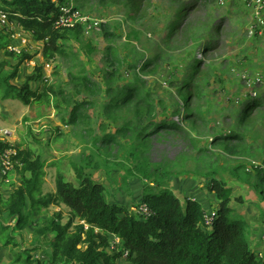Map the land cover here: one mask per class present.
I'll list each match as a JSON object with an SVG mask.
<instances>
[{"label": "trees", "instance_id": "1", "mask_svg": "<svg viewBox=\"0 0 264 264\" xmlns=\"http://www.w3.org/2000/svg\"><path fill=\"white\" fill-rule=\"evenodd\" d=\"M69 5L70 0H0V11L7 14L8 23L16 25L12 34L43 45V63L34 62L32 74L23 78L25 68L22 65L34 56L22 51L17 54L10 51L12 38L2 27L0 53L9 60L0 62V97L2 100H18L25 105L32 101L37 106H53L62 114V125L83 126L82 130L90 139V146L82 149L78 163L71 164L76 181H66L63 174L57 172L54 192L47 195L41 194L45 176V163L41 157L20 145L13 148L16 154L12 161L14 165H19L15 170L20 181L6 198L0 193V218L6 215L4 220L13 219L16 222L14 228H9L0 221V243L4 248L15 247L18 250L13 253L12 263L264 264V251L259 256L247 240L249 223L238 214L232 200L233 189L224 180L218 175L211 176L214 172L205 175L207 182L203 189L213 195L217 202V206L207 212L199 202L179 197L172 190L169 181L172 172L169 174L166 166H153L139 153L146 139L163 131L183 132V121L187 123L192 120V107L195 100L198 102L202 96L198 84L204 75L200 59L195 58L193 65L185 69L177 82L178 91L184 95L183 110L187 111L184 112L186 115L182 124L172 122L171 115L161 118L158 109H164L162 102L148 92L143 93L139 79L126 77L130 76L134 65H129L130 71L124 74L115 70L121 66L113 67V72L101 78H92V81L84 75L85 70L80 76H72L71 82L77 94L94 93V90L104 92L100 95L104 100L99 108L93 102L75 99L53 84L44 85L42 89L39 86L32 88V83L44 81V65L56 57H66L67 51L72 52L71 49L77 48L74 44L83 35L81 25L70 29L57 26L61 8ZM189 6L191 4L178 8L175 20L166 28V35L175 32L180 17H184ZM74 9L82 13L79 7L74 6ZM103 31L107 40L116 38L114 33L106 29ZM209 42L208 45L202 44L204 50L213 46ZM106 51L111 66L121 65L115 50L108 46ZM151 64L153 60H148L137 67L145 72L155 68H149ZM15 78L22 79V83L12 84ZM61 102L65 104L64 107ZM263 107L264 86L260 96L257 94L241 104L238 123H245ZM129 109L132 110L131 116H123ZM198 117L196 113L194 118ZM243 141L242 136L232 132L214 137V143L224 147ZM8 149H12L11 144L0 141V155ZM248 171L259 178L260 183L254 189L264 204V168L255 166ZM113 176L120 177L119 181L125 186L119 187L130 198L134 195L129 188L131 182L134 179L146 182L139 203L128 207L107 201L108 189L103 179L113 182ZM239 200L236 198L240 203ZM51 204L65 206L69 215L66 223L62 224V214L56 212L32 232L35 237H42L49 249V252L45 251L44 258L34 260L29 250L21 248L23 238L20 237L19 241L14 230L24 229L33 214H39ZM141 206L147 207L150 215L146 217L139 213ZM260 210L264 217V208ZM211 212L215 216L207 224L205 217ZM75 221L78 222L74 225ZM112 236L119 239L120 246L118 251L110 254L107 248ZM125 253L127 256L124 257Z\"/></svg>", "mask_w": 264, "mask_h": 264}, {"label": "rangeland", "instance_id": "2", "mask_svg": "<svg viewBox=\"0 0 264 264\" xmlns=\"http://www.w3.org/2000/svg\"><path fill=\"white\" fill-rule=\"evenodd\" d=\"M85 1L70 0L71 5L79 7L91 19L74 44L77 48L67 51L66 57H56L50 62V68L44 72L50 79L32 83V88L39 86L42 89L44 85L53 84L75 99L93 102L99 108L104 100L100 95L104 92L94 90V93L77 94L72 76H80L85 70L83 74L92 81V78L107 76L113 72V67L121 66L115 70L124 74L130 71L129 65L136 68L153 60L149 67L155 66L153 70L143 72L137 67L126 77L139 79L143 93L148 92L162 102L164 109H158L161 118L171 115L172 122L182 124L187 111L183 110L184 95L178 91L177 82L195 58L200 59L204 75L198 84L202 96L192 107V120L183 121V132L163 131L146 139L139 153L153 166H166L169 174L172 172L169 177L172 190L179 197L199 202L207 212L216 207L217 202L203 189L207 182L205 175L214 172L211 176L218 175L224 180L233 189L232 200L238 214L249 223L246 238L260 256L264 251V217L260 210L264 204L255 190L259 178L248 170L255 166L264 168V107L243 124L238 123V117L241 104L257 94L260 96L264 86V4L256 7L249 3L250 0H89L83 3ZM190 4L184 17H180L175 32L166 35V28L175 20L178 8ZM103 29L114 33L116 38L107 40ZM13 31L8 32L12 38L10 47L34 56L22 65L24 78L32 74L34 62L43 63V45L30 38L18 37L12 34ZM2 32L0 26V34ZM209 41L213 46L204 50L202 44L208 45ZM108 46L115 50L121 65H110ZM4 59L9 60L0 53V62ZM22 81L15 78L12 84L20 85ZM61 104L64 107L65 104ZM131 113L129 109L123 116L130 117ZM196 113L198 118H194ZM61 116L53 106H37L32 101L25 105L0 97V139L12 148L20 145L41 157L45 163L42 195L54 192L57 172H61L66 181H76L71 164L78 163L82 149L90 146L83 126H64ZM224 132L238 134L244 141L232 142L227 147L214 143V137ZM16 166L19 165L15 164L7 174L0 169L3 198L19 184ZM240 167L242 169L238 170ZM112 180L103 179L109 203L128 207L139 203L145 181L134 179L131 182L129 188L134 195L130 198L119 187L125 186L119 181L120 177L113 176ZM236 198H240V203ZM59 211L62 224H65L69 210L63 205L51 204L39 214H33L24 229L14 230L19 241L23 238L21 248L29 250L34 260L44 258L49 249L44 239L35 237L32 232ZM5 218L6 215L0 218L5 226H16L13 219ZM17 251L15 247L4 248L0 243V264H14L12 256Z\"/></svg>", "mask_w": 264, "mask_h": 264}, {"label": "built area", "instance_id": "3", "mask_svg": "<svg viewBox=\"0 0 264 264\" xmlns=\"http://www.w3.org/2000/svg\"><path fill=\"white\" fill-rule=\"evenodd\" d=\"M223 1H227V0H223ZM249 3H252L256 7H259V6H263L264 0H250ZM249 3L247 1H245V4L249 5ZM61 12H62L61 17L57 23L58 27L70 29V28H74L76 25H81L85 29L87 26L90 25V22H91L90 17L82 14L79 10L74 9V6L71 5V3L68 7L61 8ZM92 24L95 26V24L93 22H92ZM0 26L5 28L6 32L8 33L9 31L15 30L16 25L8 23L7 14L0 11ZM14 35H18V34H14ZM18 37H19V35H18ZM9 50L14 51L16 53L20 52V50H17L16 48H12V47H9ZM33 66H34V64H33ZM49 68H50L49 64H45L43 67L44 72H46V70ZM43 78H44L45 82H47L50 79L49 75L48 76L44 75ZM0 141H3V140L0 139ZM15 154H16V151L12 148V149L5 150L0 155V169H1V172L3 174H7L8 172H11L13 170L14 163L12 161V157L15 156ZM133 211H136V210L133 209ZM138 212L141 213L142 215L146 216V217L148 215H150L148 208L145 206H141L138 209ZM214 216H215L214 212L207 214V216L205 217L206 223L210 224L212 219L214 218ZM119 246H120L119 239L112 236L110 241H109V247L107 248V252L110 254L113 252H116V251H118ZM123 256L124 257L127 256V253H125Z\"/></svg>", "mask_w": 264, "mask_h": 264}]
</instances>
